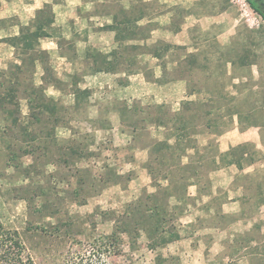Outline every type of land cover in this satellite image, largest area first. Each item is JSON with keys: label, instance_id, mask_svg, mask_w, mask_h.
Wrapping results in <instances>:
<instances>
[{"label": "rangeland", "instance_id": "rangeland-1", "mask_svg": "<svg viewBox=\"0 0 264 264\" xmlns=\"http://www.w3.org/2000/svg\"><path fill=\"white\" fill-rule=\"evenodd\" d=\"M150 2L155 17L150 24L157 28L150 42L159 39L182 45L195 55V66L189 72L174 70L178 63L171 60L172 50L160 60L146 54L135 57L137 66L147 64L153 75L155 70H162L159 63L163 61L166 76L186 77L177 79L184 84L182 93L162 99V103L177 111L186 99H217L215 105L240 112V122L235 115L233 121L224 119L223 133L234 127H240L239 130L252 127L258 144H239L242 147L238 154L225 156L210 172L230 162L243 169L236 171L228 191L221 187V177L210 179V173L187 187L189 197L185 201L181 199L177 240L151 248L142 235L131 250L126 235L121 234L122 249L130 253L132 264H223L228 260L218 253L222 244L213 245L216 240L213 236L221 231L214 230L213 226L234 230L238 214L232 207H220L222 202L229 193L241 194L246 201L245 209L252 214L253 205L264 198V18L246 0ZM13 3L19 10L18 1ZM30 22L29 14L23 18L18 15L7 18L3 24L6 30L0 31V42L4 43L6 36ZM88 22L91 29L99 28L94 19ZM45 27L48 26L44 25L42 33L53 38H41V46L48 53L53 51L49 53V60L53 75L59 79L56 85L48 80L45 93L54 99L49 108L53 106L56 110H47L43 116L32 118L31 106L20 99L18 122L0 115V220L6 228L18 231L38 264H55L58 258L77 249V242L112 233V212L122 210L144 188L153 191L144 167L147 149L138 146L133 138L139 133L145 140L162 139L167 129L142 121L144 114L136 106L161 104L154 102L145 89L131 91L126 100L115 91L110 94L106 91L114 84L127 82V74L119 75L114 82L113 73L92 71L85 57L87 50L96 48L83 47L81 33L66 38L60 31ZM130 43L133 42L124 44ZM117 47L116 42L113 49ZM180 53L176 56L182 59ZM59 55L66 56V60L58 58ZM7 63L0 69L6 68ZM187 91L193 94L188 95ZM124 101L136 111L122 115ZM133 123L144 126L140 130L132 127ZM221 134L211 129L196 138L201 146L209 141L214 146ZM114 171L122 176L118 183L112 176ZM211 183L215 193L203 204L201 196L209 195ZM239 185L244 189L237 191ZM193 191L199 195L193 196ZM176 202L175 198L171 199V203ZM207 208L215 213H208ZM190 219L192 222H187ZM197 240L200 247L193 248ZM235 249L230 248V255L236 259ZM257 261L264 263L263 252Z\"/></svg>", "mask_w": 264, "mask_h": 264}, {"label": "trees", "instance_id": "trees-1", "mask_svg": "<svg viewBox=\"0 0 264 264\" xmlns=\"http://www.w3.org/2000/svg\"><path fill=\"white\" fill-rule=\"evenodd\" d=\"M106 1V4H100L95 11L112 17L111 24L104 27L115 32L119 47L106 53L96 49L87 50L85 58L90 61L92 71L127 75L141 72L151 82L186 79L184 75L166 76V62L163 61L159 63L162 69L160 78L154 77L147 64L143 67L137 66L135 57L139 54L160 60L171 50V60L178 63L174 70L189 72L195 66V55L185 46L159 39L150 42L155 28L150 24L153 19L151 3L129 0L130 4L125 8L120 0ZM246 1L264 18V14L250 0ZM52 21L50 6L45 5L37 10L30 23L20 27L18 34L4 38L14 48V60L9 61L6 68L0 69V115L10 117L14 122L19 120L20 99L26 100L31 106L32 118L43 116L47 110H56L53 106L49 108V103L54 102V99L46 95L45 89L48 80L56 85L59 79L53 75L49 53L40 42L41 38L49 36L42 33L44 25L50 26ZM129 41L133 43L124 44ZM177 52H181L182 59L176 56ZM123 62L126 65L121 67ZM73 94L75 101H78L76 93ZM187 94L193 93L187 91ZM215 102L218 100L186 99L181 102L177 111H172L165 103L147 104L143 108L136 106L144 114L142 121L167 129L162 139L145 140L140 138L139 133L133 138L138 146L147 149L148 156L144 167L149 174L153 191L149 192L144 188L122 210L112 212V233L77 242L79 247L58 258L55 264H132L130 253L122 249L121 234L126 235L131 250L142 235L146 237L151 248L162 247L179 238L181 199L185 201L189 197L186 193L187 187L198 183V177L215 170L225 156L238 154L242 147L238 145L223 153L219 151L217 144L212 146V141L204 146L199 145L196 138L199 133L211 132V129L216 133H223L226 130L224 119L233 121L234 115L240 122L238 110L224 109L219 104L215 105ZM124 103L125 106L120 109L122 115L136 111V108L134 111L133 107L128 108L125 101ZM131 126L141 130L144 124L140 126L133 123ZM112 176L116 183L122 177L115 171ZM172 198L177 200L175 204L171 203ZM0 264H38L18 231L6 228L1 220Z\"/></svg>", "mask_w": 264, "mask_h": 264}, {"label": "crops", "instance_id": "crops-1", "mask_svg": "<svg viewBox=\"0 0 264 264\" xmlns=\"http://www.w3.org/2000/svg\"><path fill=\"white\" fill-rule=\"evenodd\" d=\"M17 9H15L16 4L13 3V0H1L0 3V31L6 30V26L3 25L7 18L12 15H18L20 18H23L26 14L31 16V20L35 17L37 10H40L45 5H49L51 13L53 15V21L50 26L45 27V29H56L61 32L63 36L69 38L71 35L76 33H81L84 37L80 39L83 43V47L89 48L94 47L102 52H109L116 46L115 41V32L105 25H109L112 22V17L101 12L95 11L100 4H106V0H17ZM128 2V5L126 2ZM141 2L151 3V0H140ZM120 3L127 8L129 6V0H120ZM152 11V10H151ZM192 14L193 11H190ZM155 16V15H154ZM155 17H153L154 19ZM88 19H94L95 24L99 28L91 29L90 22ZM153 19H151L153 21ZM91 21V20H90ZM144 22V21H143ZM16 26V25H13ZM20 27V26H19ZM16 28L14 34H18L20 28ZM157 28L155 27L152 31L155 32ZM11 35V34H9ZM6 36V33L4 34ZM47 39H52L53 37L47 36ZM0 68L3 67L8 61L13 60L14 58V48L8 44L0 42ZM86 49V48H85ZM49 53H53L50 51ZM58 58L65 59L66 56L59 55ZM5 68V67H4ZM162 70L154 72L155 78H160L162 75ZM97 74H101L98 72ZM107 74V73H104ZM124 75V73H113L111 74V79L114 80L119 77V75ZM91 76V75H90ZM96 77V76H94ZM101 77V76H99ZM127 82L123 84H114L112 89L106 90L109 94L111 92H116L117 95H122L126 100L131 91H139L140 89H145L146 93L149 94V97L156 103H162L163 100L169 99L173 95L182 93L184 84L181 81H168V82H151L147 81L142 73L129 74L126 76ZM135 80H133V78ZM112 86V85H111ZM100 87V86H99ZM184 92V91H183ZM161 98V99H160ZM218 148L219 151L225 152L228 149L237 146L242 143H253L258 144V137L255 130L245 129L239 130L236 127L233 129L221 134L218 139ZM236 166V167H235ZM235 167L236 170H233ZM237 170L242 171L243 169L238 168L236 163L230 162L227 166L222 167L213 173L209 174V178L212 176L217 179L221 177L223 180L222 186L224 190L228 191L230 183L235 178V173ZM227 180V182H224ZM225 183V184H224ZM225 185V186H224ZM209 195H202V203H207L210 199L213 198L215 193L214 188L212 189V183L210 188ZM239 189H244L243 186L239 185ZM199 191V189H198ZM197 192H192L191 194L199 195ZM236 191V192H237ZM207 199V200H206ZM251 200V199H250ZM246 204L245 199L241 194L230 195L227 194L226 199L222 202V208L228 206L232 207L233 212L238 214V218L235 220L234 230H226V228L220 229V226L214 225V230H220L221 234H216L213 237L216 240H213V245L217 246V242L222 244L218 253L224 255L225 259L228 261L223 264H264L260 261H257V256L264 254V198L256 202L255 211L248 212L245 209L244 205ZM208 213L212 212L211 208H207ZM196 217V215H195ZM195 219V218H194ZM187 222H192V219ZM229 227V226H228ZM219 232V231H218ZM218 237V238H217ZM220 237V238H219ZM193 248L200 247V243L197 240V244L194 243ZM236 248L237 251L235 259L231 256L230 248ZM236 260V261H235ZM233 263H232V262ZM238 263H235V262ZM203 264V263H202Z\"/></svg>", "mask_w": 264, "mask_h": 264}, {"label": "flooded vegetation", "instance_id": "flooded-vegetation-1", "mask_svg": "<svg viewBox=\"0 0 264 264\" xmlns=\"http://www.w3.org/2000/svg\"><path fill=\"white\" fill-rule=\"evenodd\" d=\"M253 6L264 14V0H250Z\"/></svg>", "mask_w": 264, "mask_h": 264}]
</instances>
